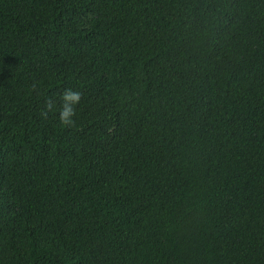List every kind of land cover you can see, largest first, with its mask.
<instances>
[{
    "label": "trees",
    "instance_id": "trees-1",
    "mask_svg": "<svg viewBox=\"0 0 264 264\" xmlns=\"http://www.w3.org/2000/svg\"><path fill=\"white\" fill-rule=\"evenodd\" d=\"M0 264H264V0H0Z\"/></svg>",
    "mask_w": 264,
    "mask_h": 264
},
{
    "label": "clouds",
    "instance_id": "clouds-1",
    "mask_svg": "<svg viewBox=\"0 0 264 264\" xmlns=\"http://www.w3.org/2000/svg\"><path fill=\"white\" fill-rule=\"evenodd\" d=\"M60 95L63 103L59 112V120L65 125H71L74 123L71 119V117L75 115L74 105L80 102L81 93L79 91H73L72 89H66ZM53 103L51 99L46 101V109L51 110L53 108ZM44 115L46 116L47 112H45Z\"/></svg>",
    "mask_w": 264,
    "mask_h": 264
}]
</instances>
